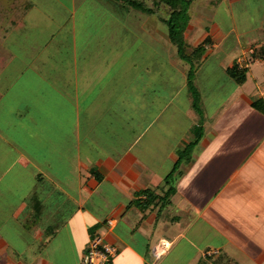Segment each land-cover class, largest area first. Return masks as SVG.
Here are the masks:
<instances>
[{
  "label": "crops",
  "instance_id": "0c3cea01",
  "mask_svg": "<svg viewBox=\"0 0 264 264\" xmlns=\"http://www.w3.org/2000/svg\"><path fill=\"white\" fill-rule=\"evenodd\" d=\"M250 1L189 8L199 112L188 66L143 13L72 0L45 16L23 2L0 43V161L19 199L13 222L0 217V264H80L94 236L116 247L112 264H264V19L240 34L233 13ZM144 191L158 199L147 208ZM8 227L31 238L24 251Z\"/></svg>",
  "mask_w": 264,
  "mask_h": 264
},
{
  "label": "rangeland",
  "instance_id": "374dc122",
  "mask_svg": "<svg viewBox=\"0 0 264 264\" xmlns=\"http://www.w3.org/2000/svg\"><path fill=\"white\" fill-rule=\"evenodd\" d=\"M24 1H29L35 4L37 10L40 11V13L43 12L45 16H48V15L53 16V13L55 11L65 13L69 11L71 3H72V0H0V43L3 41L2 38L4 34L9 33V31L12 29V26L8 24L9 20L12 17H14L15 14L18 16L20 15L21 13L20 8L22 7V4ZM140 1L143 2L147 6V8L154 9L153 2L155 0H140ZM203 1L204 0H199V1L194 2L191 5L190 7L191 16L200 12L199 10H202V8L204 9ZM154 11H155L154 14H151L150 17L147 14H144L143 16L148 17L146 19L147 26L148 25L151 26L153 23H156L158 34H159L162 28L165 31V26L163 25L162 20H164L167 17L168 10L167 8L161 6V7L155 8ZM233 13H234V16H236V19H237L236 28L240 34H242V32H245L249 29H254L258 27L260 25L259 22H261L264 19V7L262 5L261 0H253V1L247 2L245 6L234 9ZM134 14L140 15L138 13H134ZM171 51L174 52V49ZM167 54L168 56L170 55V57H172L173 55L172 53H167ZM157 55L161 59L165 58L164 56L161 55V52L157 53ZM0 60L2 61L3 58H1ZM178 63L181 64L180 61ZM7 74L8 76H10V73H7ZM11 75L13 76V73H11ZM4 78L6 82L10 79L9 77H5V76ZM4 108H5V104H3V99H2V103L0 104V114L9 112V110H5L4 112ZM8 121L10 122V124H12L11 123L12 120L9 119ZM11 131H14V130L11 128V130L7 129V131L5 132L8 134L7 136L8 139H10L13 142L14 137H16V134H15L16 132L13 133ZM18 140H16V142L19 143L21 139L19 141ZM0 145L2 146L3 144H0ZM10 162H11L10 159L0 161V191L1 190L4 191L5 188H7L6 193L1 191V193L4 194V197L0 198V213H5V215H0V217L6 218L7 220L10 219V221H12L11 220L12 217H10L11 214H9V212L11 211V209H13L12 211H14L18 207L19 199L17 197L18 193H17V189L15 188V185H11V183L8 184L9 182L15 181L16 179V177L14 176L15 173L13 174V173L7 172L8 168L6 167H8L7 165ZM14 170H18V169H14ZM7 231L8 232L3 231V234L6 235L7 238H10L9 242H11L13 244L12 246H14L19 251H24L23 249L25 248L26 242H29V243L31 242L30 240L31 238L27 235L26 232H24L23 229L19 227L17 228L8 227Z\"/></svg>",
  "mask_w": 264,
  "mask_h": 264
},
{
  "label": "trees",
  "instance_id": "16d2710c",
  "mask_svg": "<svg viewBox=\"0 0 264 264\" xmlns=\"http://www.w3.org/2000/svg\"><path fill=\"white\" fill-rule=\"evenodd\" d=\"M117 1L119 2L120 7L133 9L147 15L154 14L155 8L161 6L167 8L168 10L167 17L164 20H162V22L167 30L168 39L171 45L176 50L178 59L188 66L187 86L193 98V102H194L193 107L196 109V111L199 112L197 108L198 95L193 86V80L197 65L199 64L200 59L204 53V46L200 45L197 48H190L188 43L184 39V33L186 32L189 24L188 10L194 0H155L153 2L154 9L147 8V6L140 0H117ZM22 8H20L21 13L19 16L15 14L14 17H12L9 20L8 24L10 26L12 27L15 26V28H17L18 26L17 24L23 22V16L27 11L28 7L24 5L22 6ZM1 65H2V61L0 60V67ZM227 73L231 78H233L238 83H241L244 80V73L238 71L235 67L229 69ZM199 138L200 137H198V139H196L194 143H191L189 145L188 150L186 152L187 157L190 156L191 151L194 148L195 144H197ZM178 164L174 165V168L172 169L171 173L165 178L163 182L164 183L163 186L171 185L174 179V174L178 170ZM170 191H172L171 187H169L166 196L163 197L162 199L163 201L167 202ZM141 194L145 195V200H143V202L138 201L137 205H141L145 208L149 207L156 200H158L157 196H155L153 192L151 193L149 191H144Z\"/></svg>",
  "mask_w": 264,
  "mask_h": 264
},
{
  "label": "built area",
  "instance_id": "2783aa9c",
  "mask_svg": "<svg viewBox=\"0 0 264 264\" xmlns=\"http://www.w3.org/2000/svg\"><path fill=\"white\" fill-rule=\"evenodd\" d=\"M261 100L264 103V91L261 93ZM166 246L167 245L162 243L160 249L164 251ZM116 253V247L104 243L101 237L94 236L84 252L80 264H112V260L116 256ZM215 254H217L216 251L210 252L207 255L211 256ZM160 255V252H156L157 257Z\"/></svg>",
  "mask_w": 264,
  "mask_h": 264
}]
</instances>
